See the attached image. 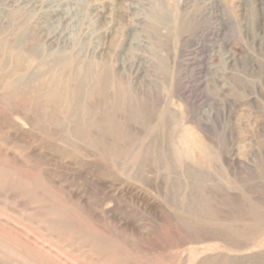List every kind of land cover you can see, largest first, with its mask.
<instances>
[{
	"label": "rangeland",
	"instance_id": "374dc122",
	"mask_svg": "<svg viewBox=\"0 0 264 264\" xmlns=\"http://www.w3.org/2000/svg\"><path fill=\"white\" fill-rule=\"evenodd\" d=\"M0 264H264V0H0Z\"/></svg>",
	"mask_w": 264,
	"mask_h": 264
}]
</instances>
